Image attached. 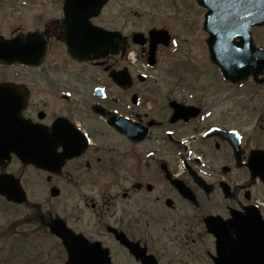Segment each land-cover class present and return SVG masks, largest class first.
Listing matches in <instances>:
<instances>
[{"label": "flooded vegetation", "instance_id": "flooded-vegetation-1", "mask_svg": "<svg viewBox=\"0 0 264 264\" xmlns=\"http://www.w3.org/2000/svg\"><path fill=\"white\" fill-rule=\"evenodd\" d=\"M65 1L25 0L28 24L0 30L26 47L24 61L0 48V183L27 196L0 195V242L35 234L67 255L51 231L64 223L104 264H264V102H206L190 83L160 100L152 72L178 38L102 23L111 2L91 19L116 33L108 51L73 58L60 40Z\"/></svg>", "mask_w": 264, "mask_h": 264}, {"label": "rangeland", "instance_id": "rangeland-1", "mask_svg": "<svg viewBox=\"0 0 264 264\" xmlns=\"http://www.w3.org/2000/svg\"><path fill=\"white\" fill-rule=\"evenodd\" d=\"M28 1L35 2V0ZM56 1L58 0H46L52 4ZM23 2L25 0H0L1 31L9 32L12 25L28 24V17L19 14L18 10ZM54 14L56 11H52L48 6V15ZM204 14L205 9L198 6L197 0H112L105 9L101 21L112 24L113 27H124L126 24V30L129 32H148L153 28H167L178 38L179 51L174 54L168 51L163 52L164 58L159 71L152 72L158 79L156 83L161 91L158 95L160 100L164 98L162 94L167 93L171 87L179 90L181 86L190 83L193 89L191 93L196 97H203L206 102H264V86H258L252 82L240 88L221 79L218 70L210 60L205 43L208 35L203 30ZM254 32L257 43L264 45V28L254 29ZM169 67L172 68V76L169 74ZM148 88L152 89V85ZM149 93L151 94V91ZM151 98H154L153 95ZM15 216L19 217V214L15 213ZM5 219L2 218L0 221L4 222ZM27 239L24 244L31 248L28 249L27 254L25 250L22 251L19 248V250L15 249L16 251L14 250V254L11 255L10 247L0 242V260H5L6 264L66 263L62 250L54 249L48 240H43L35 234ZM43 242L49 246H37L38 243Z\"/></svg>", "mask_w": 264, "mask_h": 264}, {"label": "water", "instance_id": "water-1", "mask_svg": "<svg viewBox=\"0 0 264 264\" xmlns=\"http://www.w3.org/2000/svg\"><path fill=\"white\" fill-rule=\"evenodd\" d=\"M108 1H66V19L62 23L60 39L69 45V51L74 57L85 56L79 48L80 43L90 45L88 51L92 55L88 56L95 57L104 39L109 40L110 33L94 29L89 22L90 18L101 12ZM199 3L208 8L205 29L210 34V38L207 42L212 60L220 67L225 78L235 83H244L250 74H253L255 78L259 74L264 75V49L256 48L250 32L253 26L264 25V0H199ZM237 38L240 39L239 42ZM151 40L156 41L154 36ZM9 44L10 48L15 50L14 59H20L19 53L25 50V43L21 38L6 43L1 41L0 48L7 49ZM256 173L264 175L261 170ZM0 192L13 201H22V197L17 195V192H9L1 188ZM54 231L63 238L69 253L70 264H104L100 252L86 240L64 228Z\"/></svg>", "mask_w": 264, "mask_h": 264}, {"label": "snow or ice", "instance_id": "snow-or-ice-1", "mask_svg": "<svg viewBox=\"0 0 264 264\" xmlns=\"http://www.w3.org/2000/svg\"><path fill=\"white\" fill-rule=\"evenodd\" d=\"M71 234H69V236H70Z\"/></svg>", "mask_w": 264, "mask_h": 264}]
</instances>
